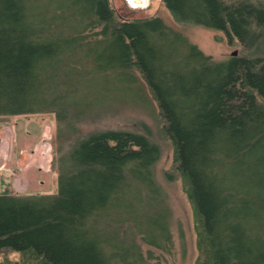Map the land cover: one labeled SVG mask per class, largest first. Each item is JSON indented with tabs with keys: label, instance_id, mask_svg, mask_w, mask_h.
<instances>
[{
	"label": "trees",
	"instance_id": "obj_1",
	"mask_svg": "<svg viewBox=\"0 0 264 264\" xmlns=\"http://www.w3.org/2000/svg\"><path fill=\"white\" fill-rule=\"evenodd\" d=\"M162 2L244 52L214 59L161 16L112 0H0V116H53L57 173L53 193L0 192V256L20 254L0 264H155L144 244L172 250L159 144L79 128L138 76L174 146L165 175L191 203L195 264H264V0Z\"/></svg>",
	"mask_w": 264,
	"mask_h": 264
},
{
	"label": "rangeland",
	"instance_id": "obj_2",
	"mask_svg": "<svg viewBox=\"0 0 264 264\" xmlns=\"http://www.w3.org/2000/svg\"><path fill=\"white\" fill-rule=\"evenodd\" d=\"M112 4L127 16H161L168 25L183 32L214 59L222 60L234 52H244L241 44L236 39L229 41L223 31L177 21L162 0H149L147 6L136 9L126 0H112ZM138 78V85L123 87L120 93L111 92L105 101L94 105L90 117L79 124V128L81 131L106 128L138 131L159 144L161 156L154 170L172 211L173 247L171 251H163L144 244L143 249L153 251L155 258L151 261L155 264H195L198 249L191 203L180 176L175 172V176L168 180L165 175L174 167V146L164 132L156 101L144 80ZM55 133L54 117L48 114L0 116V192L7 186L22 193L56 191L57 173L51 168ZM5 251L0 256L2 260L20 258L17 251Z\"/></svg>",
	"mask_w": 264,
	"mask_h": 264
},
{
	"label": "built area",
	"instance_id": "obj_3",
	"mask_svg": "<svg viewBox=\"0 0 264 264\" xmlns=\"http://www.w3.org/2000/svg\"><path fill=\"white\" fill-rule=\"evenodd\" d=\"M131 6H133V7H145V6H147V4H148V1L149 0H126ZM133 2L135 3L134 5H133Z\"/></svg>",
	"mask_w": 264,
	"mask_h": 264
},
{
	"label": "water",
	"instance_id": "obj_4",
	"mask_svg": "<svg viewBox=\"0 0 264 264\" xmlns=\"http://www.w3.org/2000/svg\"><path fill=\"white\" fill-rule=\"evenodd\" d=\"M235 53V52H234Z\"/></svg>",
	"mask_w": 264,
	"mask_h": 264
}]
</instances>
